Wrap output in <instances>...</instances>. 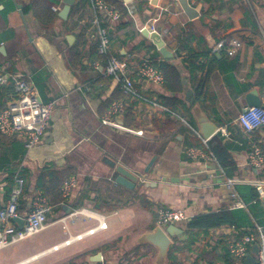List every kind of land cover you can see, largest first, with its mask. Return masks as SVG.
Returning <instances> with one entry per match:
<instances>
[{
  "label": "crops",
  "instance_id": "obj_1",
  "mask_svg": "<svg viewBox=\"0 0 264 264\" xmlns=\"http://www.w3.org/2000/svg\"><path fill=\"white\" fill-rule=\"evenodd\" d=\"M56 1L58 19L46 29L31 8L34 0H0V70L26 76L36 86L43 101H56V109L41 144L28 157L25 152L22 158L17 159L10 144L0 149V158L7 155L12 164L22 161L20 165L29 167L35 178L46 164L58 169L72 167L76 170L73 176L77 178L78 185L70 199L60 203L58 209H52L56 219L47 222L46 229L54 223L61 224V232L35 241L32 236L1 249L0 264H66L71 260L74 264H97L93 256L98 253H102L99 262L103 260L107 264H156L158 249L150 244H137L135 240L141 233L159 225L158 209L164 206L184 208L188 220L197 214L219 210L244 212L247 218L243 225L208 230L209 244L206 245V239L197 244L207 250L218 248L221 251L225 246L222 241L228 243L235 232L233 226L239 231L237 237L241 238L256 224L264 225V197L258 195L242 208L232 207L235 186L256 187L246 182L228 186L223 180L227 177L264 178V167L257 171L249 164L253 141H258L264 150V127L246 133L238 123L240 113L247 107V95L257 91L261 100L264 97V0H187L198 11L194 18L187 15L179 0H117L126 8L127 14L110 30L113 51L131 61H136L133 59L136 56L149 58L157 53L158 60L176 64L183 73V90L178 96L183 98L193 114L192 124L186 118L189 125L178 117L179 121L171 129L157 128L153 120L165 119L166 113H159L147 103L134 102L122 117L125 125L145 129L144 136L112 129L101 123L104 116L101 108L107 99L114 95L119 99H129L112 78H105L104 83L91 89L93 82L105 77L104 62L98 67L95 65L99 62L98 30L93 24L91 3L76 0L73 5L75 13L72 15L71 9L67 19H63L59 12L65 2ZM146 29L163 36L166 46L174 54L173 58L165 59L157 46L156 49L152 47L153 41L143 33ZM224 36L241 40L242 47L235 55L217 54L218 59L212 64L208 77L200 71H192L184 60L190 56L189 50L207 53ZM2 46L4 49L1 50ZM74 47H77L86 67H69L68 54ZM200 62H205L204 56ZM133 76L144 96L161 103L159 95L166 93L164 83H151ZM205 76L208 78L207 96L198 100L197 91ZM5 86L4 105L12 88V85ZM198 106L210 121L218 125L211 138L222 137L228 152L227 167L221 166L213 155L211 159L202 161L185 154L193 140L202 139L196 133L199 132V123L194 108ZM129 115L135 118L134 123L126 122ZM221 127H227L226 137L222 136ZM11 141L25 148L20 140ZM100 149L135 171H143L155 157L151 169L157 167L180 180L158 182L156 186L149 184L152 181L149 180L140 187L128 189L115 182L117 174L102 162L104 153ZM98 151L101 154L99 159L95 157ZM87 160L91 167L81 172ZM8 167L0 162V207L6 203ZM33 195L31 190L24 196L28 210ZM80 201L83 205L79 209L87 208L96 216H105L107 228H98L69 245L52 249L70 236L86 233L99 224L96 217L70 216L68 208L74 210V203ZM62 217L66 219L59 221ZM184 224L178 226L182 228ZM175 237L184 239L187 235L182 231L172 237V245L177 240ZM256 245L251 247L254 256L258 252L253 250ZM196 256L197 253L186 249L183 257L189 264H207L201 260L194 263Z\"/></svg>",
  "mask_w": 264,
  "mask_h": 264
},
{
  "label": "built area",
  "instance_id": "obj_2",
  "mask_svg": "<svg viewBox=\"0 0 264 264\" xmlns=\"http://www.w3.org/2000/svg\"><path fill=\"white\" fill-rule=\"evenodd\" d=\"M94 10L93 24L98 30V54L104 57L103 75L115 80L120 89L129 100H114L107 112L101 119V123L112 129L122 132H128L139 136L145 135V129L136 128L125 125L118 121L119 115H125L134 102H143L149 104L159 113H166L168 108L161 105L158 101L144 96L133 75L146 79L151 83L163 84L164 74L160 65L153 59H145L142 63L131 61L129 58L120 57L112 49V40L110 30L114 24L122 20V14L114 6L109 5L105 0H91ZM54 11L59 10L58 5L52 7ZM102 13V17L101 14ZM104 19V20H102ZM155 30V28H153ZM243 45V42L234 37H221L220 40L212 47L210 56L225 51L228 55H235ZM209 57L205 58V62ZM101 61L95 65L98 67ZM0 85H12L6 105L0 110V133L10 139L20 140L25 149L26 157H28L35 148H37L44 136L46 135L49 121L52 118L56 107V101L45 102L36 88V86L27 79L26 76L18 73L0 70ZM262 106H249L244 109L239 117L238 123L242 126L246 133H252L255 130L264 127V97L261 100ZM184 123L188 121L177 115ZM222 136L228 135L227 127L220 128ZM200 138L201 135L196 131ZM204 144L209 139L202 138ZM186 156L195 160L204 158L211 159V156L202 148L187 147ZM249 164L257 171L264 167V150L258 141H253L249 152ZM14 183L11 194L6 203L0 207V250L24 241L37 233L43 231L47 227L49 214L52 212L53 206L49 198L38 189L34 192L30 209L25 213L19 211L20 199L23 195L26 180L18 172L14 176ZM250 183L256 187L258 195L264 197V178H242L227 177L226 184L232 186L238 183ZM78 181L76 177H70L64 180L62 185L63 197L70 199L74 189L77 187ZM234 202L232 207L242 208L245 203L242 201L238 193L232 192ZM159 225L166 228L170 223L177 221H187L188 215L184 208L180 207H160ZM81 215L96 217L99 224L97 227L88 230L86 233H80L70 236L67 240L54 247H62L69 245L78 239L83 238L87 233H93L98 228H107L105 216L96 214L87 208L74 209L70 211V216L79 217ZM21 218L24 222L22 227L16 221ZM62 217L59 221H64ZM235 232L229 238L228 248L238 263L244 264L246 257L251 254V247L255 244L259 246V250L255 256V264H264V225L256 224L255 228L245 233L241 238L237 237L238 229L232 227ZM58 248V249H59ZM97 264H105L103 260ZM213 264H225L224 262H216Z\"/></svg>",
  "mask_w": 264,
  "mask_h": 264
},
{
  "label": "trees",
  "instance_id": "obj_3",
  "mask_svg": "<svg viewBox=\"0 0 264 264\" xmlns=\"http://www.w3.org/2000/svg\"><path fill=\"white\" fill-rule=\"evenodd\" d=\"M84 1V4H92L91 0ZM106 1L109 3V5L118 8L120 13L122 14V18L127 14V10L122 3H119L117 0ZM56 3V0H34L33 4L31 5V8L34 10V15L40 21L43 28L49 29L55 23L56 19H58L57 12L52 9L53 5H55ZM75 9L76 7L74 6L71 11L72 15L75 13ZM152 47L156 49L155 44L152 45ZM189 51L190 56L184 58V60L188 63L190 69L194 72L200 71L208 77L212 69V64L218 59L217 54L210 56L211 50L207 53H193V51ZM157 55L158 54L155 53L152 56H149V58L145 56H136L133 58L139 63H142L147 58L153 59L154 62L160 65L164 74V90L166 93L160 94L159 99L161 101V104L168 108L169 111L166 112L165 119L153 120L154 126L157 128L160 126H164L167 129H171L175 125V122L179 121L177 115L186 118L192 124L193 114L191 112V109L188 107L187 103L183 100V98L178 96V94H180L183 90V73L176 64H173L166 60H158ZM202 56H204L205 58L209 57V59L206 62L201 63L200 58ZM104 60V57L98 55L97 61H101V63H103ZM68 65L72 69H75L78 66L86 67L85 65H83L81 54L77 53V47H74V49H71L69 51ZM206 76L200 86V89L197 91L196 97L198 100H201L204 96H207L208 78ZM105 78L109 79L107 77H101L95 82H93L91 89L98 87V84L104 83L106 81ZM6 91L7 87L4 85H0V110L5 107L2 97L4 96V94H6ZM172 94H176V96ZM115 99H119V96L114 95L107 99V101L104 103V106L101 108V113L105 114L108 108L110 107L111 103ZM158 121H160L159 124ZM126 122L128 124L134 123L135 118H133L132 115H129V119ZM10 144L14 148L15 159H17L18 157L22 158L26 152L25 148H23L20 143L16 141H11L10 138L0 133V149L7 148ZM189 147H197L204 149L206 152L213 155L218 160V162H220L221 166L227 167V160H229L228 152L226 151V146L222 143L221 136L212 137L207 142V144H204L202 139H195L189 144ZM0 162L5 165H9V178L6 181L5 186L7 196L6 201L8 200L11 194L15 174L18 172L26 180L24 192L19 204V211L21 213H25L26 211H28V207L25 206L24 201L25 194L29 193L31 190L35 192L38 189L42 190V192L49 198V201L53 208H55V210L58 209V205L65 201V198L63 197L62 193V185L64 180L76 174V170L72 167L58 169L46 164L41 168L38 177L35 178V175L31 172V169L29 167H24L20 165L22 162L20 160L12 164V159H10L6 155L0 158ZM235 189L236 192L240 194L239 196L245 203V205L247 203L252 202L258 196L256 188L251 185H237L235 186ZM147 203L150 206L152 205L150 202ZM148 204H146L145 206L148 207ZM82 205L83 201H80L74 203L73 207L75 209H79ZM97 206L99 207V205ZM246 218L247 217L245 216L243 211L228 209L194 215L190 220H187V222L182 227L183 232L186 233L187 237L184 239H178L179 237H175V239L177 240L174 242V244L169 250L167 264H189V261L185 260L183 257L186 249L191 253H197L194 263H198L201 260L206 262L207 264H213L218 261H224L225 264H235L236 261L229 251L227 241H222L225 246L221 248V251H218V248L207 250L205 249L206 247L198 246L197 244L203 239H206V241L208 242V230L221 226H240L243 225ZM207 244H209V242L206 243V245ZM66 264H74V260H71ZM105 264H107L106 261Z\"/></svg>",
  "mask_w": 264,
  "mask_h": 264
},
{
  "label": "water",
  "instance_id": "obj_4",
  "mask_svg": "<svg viewBox=\"0 0 264 264\" xmlns=\"http://www.w3.org/2000/svg\"><path fill=\"white\" fill-rule=\"evenodd\" d=\"M76 0H64L65 5L62 10L59 12V16L63 19H67L73 5L75 4ZM129 2L130 0H125ZM184 11L190 18H194L198 15V11L191 6L187 0H179ZM143 33L151 38L153 43L157 46L160 50L161 54L165 59H171L174 57L173 52L166 46V42L163 36L158 33L157 31H149L148 29L144 30ZM71 39V38H70ZM4 47H1V50ZM249 106H262L260 96L258 95L257 91H252L247 95V107ZM264 107V105H263ZM194 113L199 123V133L202 138L210 139L211 136L218 130V125L209 120L208 116L204 113L202 108L195 107ZM118 121L121 123L124 122L122 115L118 118ZM104 155L102 156L101 160L110 168L114 169L116 172L115 182L119 185H122L128 189H134L135 187H140L144 182L145 184H154L156 186L158 182H165V181H179V178L170 177L169 172H162L157 167L151 169L155 157L150 161V163L145 167L143 171H135L127 168L125 165L119 163L117 159L108 155L104 149H100ZM200 160L204 161V158ZM152 182V183H151ZM71 208H68L67 212H70ZM16 221L19 223L20 227L23 225V220L21 218H17ZM183 229L178 226L177 224H170L168 227L164 228L160 225H157L151 230L145 231L138 235L135 240L137 244H150L155 246L158 249L157 257H156V264H167L168 253L172 246V237L179 235ZM254 252L258 251V245L254 247ZM102 258V253H98L93 256V260L99 262ZM256 259L253 254H249L244 264H255Z\"/></svg>",
  "mask_w": 264,
  "mask_h": 264
},
{
  "label": "rangeland",
  "instance_id": "obj_5",
  "mask_svg": "<svg viewBox=\"0 0 264 264\" xmlns=\"http://www.w3.org/2000/svg\"><path fill=\"white\" fill-rule=\"evenodd\" d=\"M56 109V108H55ZM55 111V110H54ZM80 151H82V150H80ZM97 154V156H95V157H97L98 159L101 157V154H100V152L98 151V152H96ZM91 163L87 160V161H85V164L84 165H82V166H84V169L81 171V172H85L86 171V169L88 170L90 167H91V165H90ZM80 166V165H79ZM93 167V166H92ZM224 181H226V178L225 179H223ZM130 194H127V196H129ZM54 212V211H53ZM53 212H51L50 214H49V217H48V221L47 222H49V219L51 220V222H53L55 219H56V216L53 214ZM175 224H177V225H180V226H182L185 222L184 221H177V222H174ZM53 226L52 227H50V228H48V229H46V230H43V231H41V232H39V233H37L36 235H34L33 236V240L35 241V240H37L38 238H44V237H47V236H49V237H51V236H54V235H57V234H59L60 232H61V229H62V225L61 224H57V223H54V224H52ZM54 247V246H53ZM52 247V248H53Z\"/></svg>",
  "mask_w": 264,
  "mask_h": 264
},
{
  "label": "bare ground",
  "instance_id": "obj_6",
  "mask_svg": "<svg viewBox=\"0 0 264 264\" xmlns=\"http://www.w3.org/2000/svg\"><path fill=\"white\" fill-rule=\"evenodd\" d=\"M59 247H53L52 249H58ZM35 257H37V255L36 256H34V257H32V258H35ZM31 259V258H30Z\"/></svg>",
  "mask_w": 264,
  "mask_h": 264
}]
</instances>
